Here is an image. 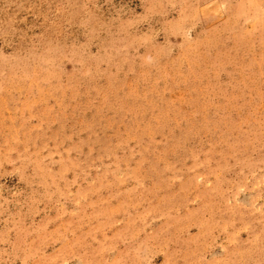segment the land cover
I'll return each instance as SVG.
<instances>
[{"label":"rangeland","instance_id":"obj_1","mask_svg":"<svg viewBox=\"0 0 264 264\" xmlns=\"http://www.w3.org/2000/svg\"><path fill=\"white\" fill-rule=\"evenodd\" d=\"M0 264H264V0H0Z\"/></svg>","mask_w":264,"mask_h":264}]
</instances>
